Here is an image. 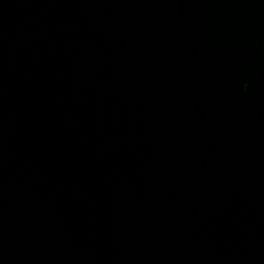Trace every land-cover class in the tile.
<instances>
[{"label":"water","instance_id":"1","mask_svg":"<svg viewBox=\"0 0 264 264\" xmlns=\"http://www.w3.org/2000/svg\"><path fill=\"white\" fill-rule=\"evenodd\" d=\"M0 264H264V0H0Z\"/></svg>","mask_w":264,"mask_h":264}]
</instances>
